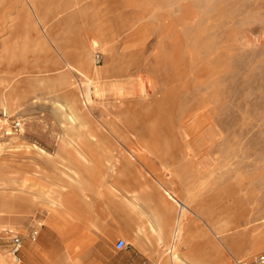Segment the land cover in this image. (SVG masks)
<instances>
[{"label": "rangeland", "instance_id": "374dc122", "mask_svg": "<svg viewBox=\"0 0 264 264\" xmlns=\"http://www.w3.org/2000/svg\"><path fill=\"white\" fill-rule=\"evenodd\" d=\"M0 180L2 242L39 241L67 204L65 238L111 258L117 239L82 230L121 193L153 205L154 183L156 233L126 251L204 264L217 233L224 264L264 251V0H0ZM164 189L192 212L175 242Z\"/></svg>", "mask_w": 264, "mask_h": 264}, {"label": "crops", "instance_id": "0c3cea01", "mask_svg": "<svg viewBox=\"0 0 264 264\" xmlns=\"http://www.w3.org/2000/svg\"><path fill=\"white\" fill-rule=\"evenodd\" d=\"M96 42L92 43V46H96ZM113 169V167H112ZM4 183L0 180V186ZM106 186H110L109 183H104ZM101 186L103 184H100ZM127 184L117 183L114 184V190L119 192H125L129 189L126 188ZM133 187L137 184H130ZM140 186L149 187V193L146 198L153 202V205L137 207L126 197V193H121L116 201V205L110 206L108 214L114 216L113 220H109L106 223L101 224H87L84 231L86 239H97L99 237H105L109 239L124 240L128 237V233L133 231L134 234L138 233L141 238L152 239V231L156 233L154 229H157V215L160 214L161 208L158 206L161 203V194L156 188L157 184H139ZM113 186V185H112ZM164 192L168 195V198L176 204L177 214L175 223L172 230V242H175L184 230L183 221L188 213H192L187 205L178 200L175 195L169 193L164 189ZM22 205H27L29 200L21 199ZM180 203V204H179ZM8 202H3L1 205L6 206ZM181 210H179V205ZM65 207V212L57 211L49 218V225L47 227L41 226V238L38 241H31L29 235L21 237L22 249L20 252V260L16 264H153L156 261L157 250L153 246L142 245L136 246L133 251L128 252L126 249L113 252L109 254L111 258L115 255L119 258H128L130 263H114L111 258H106L104 254L100 253L96 246L86 245L84 247H78L75 244L69 242L65 238V232H77L78 226L70 223L66 216L74 214L67 204H62ZM179 211V212H178ZM199 217V215H196ZM169 217V214H168ZM200 218V217H199ZM245 221V220H243ZM246 224V222H244ZM205 224L211 228V225L205 220ZM240 227V225H239ZM169 234V233H168ZM76 237V235H74ZM216 239L219 240L217 244L209 246L206 251V257L204 264H224L225 256L220 248H228L227 240L223 239V235L217 233ZM38 241V242H37ZM116 241V242H117ZM37 242V243H36ZM9 241L5 239L0 241V264H14L6 255V250L9 247ZM210 250V251H209ZM208 253V254H207ZM178 262L186 264L178 257H174Z\"/></svg>", "mask_w": 264, "mask_h": 264}, {"label": "built area", "instance_id": "2783aa9c", "mask_svg": "<svg viewBox=\"0 0 264 264\" xmlns=\"http://www.w3.org/2000/svg\"><path fill=\"white\" fill-rule=\"evenodd\" d=\"M96 62H99V57H96ZM18 126V125H17ZM38 230L33 229L30 232L31 241L35 242L38 237ZM3 235L5 239L9 241V247L7 250V256L11 260L12 263L16 264L20 260V252L22 249V240L20 235L13 233L12 230H3ZM127 247V244L124 240H118L115 243L114 249L116 251L124 250ZM171 253V251H169ZM232 264H264V251L259 254L253 256L250 259L244 260H234Z\"/></svg>", "mask_w": 264, "mask_h": 264}, {"label": "bare ground", "instance_id": "6f19581e", "mask_svg": "<svg viewBox=\"0 0 264 264\" xmlns=\"http://www.w3.org/2000/svg\"><path fill=\"white\" fill-rule=\"evenodd\" d=\"M88 94H89V93H88ZM86 97H87V96H86ZM70 115H71V114H70ZM69 118H70V117H69ZM70 119H71V118H70ZM166 193H167V192H166ZM167 196H168V195H167ZM179 204H180V203H179ZM179 204H178V205H179ZM181 207H182V206L179 205V210H181ZM178 212H179V211H178ZM209 251H210V250H209ZM207 254H208V253H207Z\"/></svg>", "mask_w": 264, "mask_h": 264}]
</instances>
